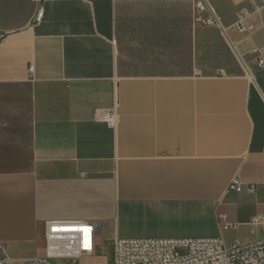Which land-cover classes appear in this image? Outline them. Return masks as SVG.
<instances>
[{
	"label": "crops",
	"instance_id": "obj_1",
	"mask_svg": "<svg viewBox=\"0 0 264 264\" xmlns=\"http://www.w3.org/2000/svg\"><path fill=\"white\" fill-rule=\"evenodd\" d=\"M195 1L0 0L2 250L41 258L50 221L111 241L264 239L249 225L264 215V0H206L213 15ZM96 252L83 260L110 264Z\"/></svg>",
	"mask_w": 264,
	"mask_h": 264
},
{
	"label": "built area",
	"instance_id": "obj_2",
	"mask_svg": "<svg viewBox=\"0 0 264 264\" xmlns=\"http://www.w3.org/2000/svg\"><path fill=\"white\" fill-rule=\"evenodd\" d=\"M256 1V0H251ZM195 12L211 15L214 11L206 0L195 1ZM43 13L36 16L40 21ZM214 24V19L205 21ZM251 26L244 23L238 25V31L247 34ZM4 38L0 35V41ZM256 62L264 75V47L255 49ZM96 118L106 123H115L117 116L109 111H99ZM230 190L240 192L241 184L236 180L230 185ZM252 190V189H251ZM249 225L253 233L257 229L264 232V215L254 216ZM228 224L225 229H228ZM99 226L84 222L50 221L45 224L46 259L23 260L13 257L0 248V264H49L50 259H70L77 261L92 257L95 250V239ZM115 257L113 264H264V239L251 245L236 242L231 248H226L219 238L192 239H122L115 238ZM178 250H184L180 254Z\"/></svg>",
	"mask_w": 264,
	"mask_h": 264
},
{
	"label": "rangeland",
	"instance_id": "obj_3",
	"mask_svg": "<svg viewBox=\"0 0 264 264\" xmlns=\"http://www.w3.org/2000/svg\"><path fill=\"white\" fill-rule=\"evenodd\" d=\"M96 244H97V252H96V260H103L108 261V263H114L115 257V249H114V242L111 240H107L104 235H98L96 237ZM45 250V253L41 255ZM36 251L40 254L41 258L36 260H44L46 259V244H44V239L39 237V241L37 243ZM180 254H184V250H178ZM92 260H80L75 262L74 264H91ZM49 264H73V260L70 259H50L48 261ZM21 264H25L22 262Z\"/></svg>",
	"mask_w": 264,
	"mask_h": 264
}]
</instances>
